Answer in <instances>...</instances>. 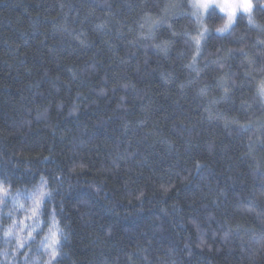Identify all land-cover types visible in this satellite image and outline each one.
Here are the masks:
<instances>
[{
	"label": "trees",
	"instance_id": "obj_1",
	"mask_svg": "<svg viewBox=\"0 0 264 264\" xmlns=\"http://www.w3.org/2000/svg\"><path fill=\"white\" fill-rule=\"evenodd\" d=\"M190 2L0 0V223L53 190L3 264H45L53 209L59 264H264V0L199 54Z\"/></svg>",
	"mask_w": 264,
	"mask_h": 264
},
{
	"label": "snow or ice",
	"instance_id": "obj_2",
	"mask_svg": "<svg viewBox=\"0 0 264 264\" xmlns=\"http://www.w3.org/2000/svg\"><path fill=\"white\" fill-rule=\"evenodd\" d=\"M215 4V0H192L188 4V7L192 9V18L199 22L203 15V12L206 9L211 8L212 11L208 13L209 16H212L215 13V8L213 5ZM253 10V4L251 0H233V5L230 9H225L227 13V23L225 24L223 29H219L221 33L228 32L231 28L235 26V21L237 15L239 13H246L249 17V23L253 24L254 21L252 20L251 13ZM207 29H203L200 31L198 37H193V41L196 45V52L199 54L200 52V44L201 39L205 38L207 35ZM160 47V45H157ZM166 50V49H165ZM195 59L196 57L193 56V63L189 65V67H195ZM223 80V77L221 78ZM183 87V85H181ZM201 93L205 91L202 88ZM227 92V89H225ZM258 95L264 97V82L260 84L257 89ZM52 191L48 188V180L45 177L40 178V182L38 185L34 187V190L31 192L24 193V197L27 200L31 201V206L26 210L28 215L25 216L24 220L22 221H12L11 225L5 226L3 223H0V229L3 230V234L5 237L4 242L7 244L9 242V238L13 235V228H18L21 232L25 231L26 229H30L27 231V235L24 237L23 240L17 236V244L16 248L13 250V258L15 257L16 253H19L21 249L29 247L30 243L34 240L33 232L36 231V228L40 226L41 223L44 221L41 220V215L43 214L42 205H45L48 200L52 197ZM16 195H21V193L17 192ZM16 197L12 193L11 184L8 183L7 185L0 181V202L3 203L4 207H7V203L10 199L14 200ZM47 198V199H46ZM20 208H24V205L21 204ZM53 212V219L51 224L48 226V233L44 236V239L40 242V250L48 256L47 261L45 264H59L60 260L63 259L65 253L61 252L60 249L63 248V242L67 240V234L64 232L63 228L59 226V222L55 219V209L52 210ZM7 218H12V213H7ZM2 219V217H0ZM33 220L35 221L34 226H29L25 221ZM38 234V233H37ZM5 257L9 255L7 249H5L2 253ZM25 256L26 264H32L31 260L27 259V253H23ZM0 264H3L0 261Z\"/></svg>",
	"mask_w": 264,
	"mask_h": 264
},
{
	"label": "rangeland",
	"instance_id": "obj_3",
	"mask_svg": "<svg viewBox=\"0 0 264 264\" xmlns=\"http://www.w3.org/2000/svg\"><path fill=\"white\" fill-rule=\"evenodd\" d=\"M254 1L255 0H251V2H252V4H253V8H254ZM191 2H192V0H191ZM232 5H233V0H215V4L213 5V7H217L219 10H221L222 12H224L225 13V15H226V22L222 25V26H220L218 29H217V31L219 30V29H223L224 28V26H225V24L227 23V13H226V11H225V9H230L231 7H232ZM211 8H209V9H206L204 12H203V15H202V17H201V20L199 21V23L201 24V26H202V30L203 29H208L207 27H206V25H205V17H206V15H207V13H208V11L210 10ZM168 10H170L169 8H168ZM252 12H253V10H252ZM240 14V13H239ZM238 14V15H239ZM238 15H237V18H238ZM237 18H236V21H237ZM236 21H235V23H236ZM218 32H220V31H218ZM221 33V32H220ZM225 33V32H224Z\"/></svg>",
	"mask_w": 264,
	"mask_h": 264
}]
</instances>
